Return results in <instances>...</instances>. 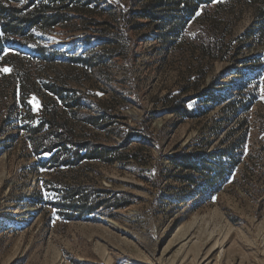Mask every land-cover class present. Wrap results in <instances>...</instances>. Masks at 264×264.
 <instances>
[{"label":"rangeland","instance_id":"1","mask_svg":"<svg viewBox=\"0 0 264 264\" xmlns=\"http://www.w3.org/2000/svg\"><path fill=\"white\" fill-rule=\"evenodd\" d=\"M147 2L72 0L15 42L0 29V264H264V0L163 7L174 31ZM52 117L98 156L48 161L34 129ZM196 155L235 163L212 193Z\"/></svg>","mask_w":264,"mask_h":264},{"label":"trees","instance_id":"2","mask_svg":"<svg viewBox=\"0 0 264 264\" xmlns=\"http://www.w3.org/2000/svg\"><path fill=\"white\" fill-rule=\"evenodd\" d=\"M55 1L57 0H25L22 5H11L3 3V1L0 0V29L3 34L2 39L15 42L14 38H12L11 36L27 34L34 26H37L38 24H40V26H51L57 22L68 20L67 13L64 9L72 0H59L63 3H54ZM162 1L163 0H148V2L143 6L141 15L151 20L161 19L160 22H167V24H169V30L174 31L178 27V25L181 24L183 19L180 15L179 18H175V16L177 15H174L173 17H171L170 15L166 16V14L159 15L158 12L163 7H169L170 9H173L175 12H177L175 14H178V12H180L182 13V16H184V14L188 12L192 4L191 2L197 1L201 3L205 2L206 0H169L171 3H162ZM255 15L258 18L264 16V6H259L258 8H256ZM157 29L161 30L160 27H158ZM105 43H108V41H106ZM100 48L101 51H107L109 49L107 44L101 46ZM1 49L2 46L0 45V50ZM44 50L45 49L41 46L35 47L36 52L44 53ZM49 50H52L59 54L65 53L57 49ZM255 59L256 57H252L249 59V61L252 62ZM79 60H81L84 64H89L92 58H79ZM242 85L243 83L238 82L234 84V87L236 89H239ZM51 90H53L52 92H54L55 94H61V91L59 89L56 91L55 89ZM222 96L223 93L219 94L213 91H209V94L203 102L204 104L210 102H219ZM173 110L177 111L181 109H178L177 105H175V107H173ZM182 110L185 111V107H183ZM45 123L48 124L47 126L49 130H45V132L41 133L37 137V139L33 141V147L40 148L42 153H48V161H56L58 158V153L60 152V150L64 149L67 144L73 147L71 150V155L72 157L74 156L77 160L85 157L87 153L92 157L98 156L99 152L95 148V145H92L90 144V142L83 139H73V131L71 127H69L67 121H63L60 124V126L64 129V133L61 135H52L55 125L53 117L51 119H47L46 121L41 119L39 125H37V127L34 129V133H39ZM82 150H86V154L80 155V151ZM209 155H196V159L192 161L191 159H189L187 160L188 163L186 164L188 168L200 171L201 173L205 174L206 179H208L206 191L212 193V186L214 184L213 182L222 177L224 174L231 173V170L234 167L235 163L225 166L218 164L214 167H210L206 162V159L208 158L207 156ZM221 155L225 154L221 153ZM199 164L202 165V168L199 167ZM75 190L76 188H71V191L77 194L78 191L75 192Z\"/></svg>","mask_w":264,"mask_h":264},{"label":"snow or ice","instance_id":"3","mask_svg":"<svg viewBox=\"0 0 264 264\" xmlns=\"http://www.w3.org/2000/svg\"><path fill=\"white\" fill-rule=\"evenodd\" d=\"M197 15H199V13H197ZM0 71H3V72H9L10 69H8V68H4V69H0ZM32 102L34 103V106H35L36 109L38 110V109H39V106H40V102H39L35 97L32 98Z\"/></svg>","mask_w":264,"mask_h":264}]
</instances>
